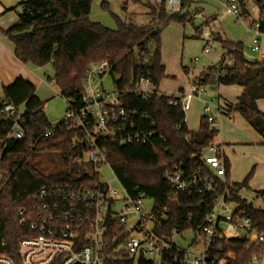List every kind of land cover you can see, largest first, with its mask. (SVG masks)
<instances>
[{"label": "trees", "instance_id": "obj_1", "mask_svg": "<svg viewBox=\"0 0 264 264\" xmlns=\"http://www.w3.org/2000/svg\"><path fill=\"white\" fill-rule=\"evenodd\" d=\"M243 10L244 0H239ZM194 1L182 0L181 9L189 7ZM264 14V0H255ZM92 0H25L19 3L17 21L2 32L14 45L15 56L29 66L45 67L50 65L61 96L76 94L88 66L107 60L111 66L110 77L114 88L122 95L124 107L136 112L134 121L137 129L154 132L152 145H120L112 140H104L109 153V163L120 182L129 191L138 188L147 198H152V211L162 223L159 233L170 235L176 230L195 232L206 220L213 208L214 194L200 198L196 192L176 191L165 178L167 169L180 167L186 175L202 172L219 184V191L225 188L232 191L237 202L235 213L249 217L256 233L264 235V208H255L247 199L239 198V191L247 186L253 170L239 183L229 179L230 162L223 155L225 175L215 176L209 169L204 151L216 145L219 132L206 115L200 118L197 130H190L185 112L180 105L174 106L171 100L181 96L166 95L159 86L165 78V66L161 55V32L170 22L186 24L192 22L197 10L183 16L170 12L164 4L145 6L148 22L137 24L132 21L117 20L115 29L90 20ZM126 8V6H124ZM214 14L206 16L213 17ZM216 40L227 49L220 61L228 55L231 64L225 67L227 74L215 78V67L196 78V86L237 85L244 88L235 103H227L223 114H239L262 138L264 145V112L257 100L264 98V58L250 62L243 53L242 42H231L220 38ZM218 64V63H217ZM187 72L188 70L185 69ZM142 77L150 80L152 90L138 92L137 86ZM0 108L7 100L16 106H24L20 124L25 135L21 140L9 139L6 152L0 164V242L6 247L0 252L15 257L19 239L26 234V228L19 223V210L30 204V197L45 185L62 183L77 173L71 160L82 155L86 149L83 132L78 129L58 125L55 133L45 136L50 123L45 117V103L36 94L35 85L22 77L11 84L2 86ZM5 100H4V99ZM221 110V108H220ZM14 123L13 118L0 115V140H3ZM220 146V144L217 143ZM39 155L55 157L58 164L50 171H44L35 158ZM264 197V189L256 191ZM114 229H120L118 225ZM251 238H231L222 241L224 249L213 254L224 264H251L254 256L259 257L264 247L257 242L252 245ZM232 253L233 256L229 255ZM103 264H157L154 259L143 256L137 258L111 257ZM160 264H182V254L176 248L166 251Z\"/></svg>", "mask_w": 264, "mask_h": 264}, {"label": "built area", "instance_id": "obj_2", "mask_svg": "<svg viewBox=\"0 0 264 264\" xmlns=\"http://www.w3.org/2000/svg\"><path fill=\"white\" fill-rule=\"evenodd\" d=\"M214 1L220 6L214 14L222 10L240 20L246 27V33L252 37L250 50L264 58V14L259 10L258 16L250 20V24L246 22L251 18L248 6L255 0H244L246 10H243L239 0ZM155 2L164 4L172 12L181 10L182 0ZM204 52H209V45ZM230 64L231 60L226 55L216 65L215 78L226 75L225 67ZM110 70L107 60L90 64L81 90L63 96L68 105L65 118L56 124L50 123L44 135L55 133L61 123L84 133L79 142L84 143L86 149L82 155L71 160L76 165L77 173L65 182L43 186L30 197L28 206L21 207L19 223L26 228V234L18 241L15 257L0 252V264H103L105 259L111 257L161 258L172 248L181 252L182 264H224V259L218 260L213 255L224 249L222 241L244 235L252 238L255 235V242L264 247V235L255 232L251 219L238 216L236 207L230 210L231 201H235L232 191L225 188L223 192H218L219 184L209 175L202 172L186 175L177 166L167 169L165 173L173 189L194 191L200 198L214 194L213 208L205 222L194 232L195 238L191 243L196 247L194 250L175 244L173 237L178 234L176 230L170 235L159 233L157 228H161L162 223L152 210L149 215L143 210V201L147 198L145 192L138 188L129 191L123 186L109 163L107 148L102 145L104 140H112L120 145H152L154 136L152 130L137 129L133 119L136 112L124 107L122 95L115 88H105L104 78L110 75ZM136 90L148 94L152 90L150 80L142 77ZM205 93L203 86L194 85L190 93L179 95L180 100H171L170 103L180 105L186 112L190 99ZM23 112L24 106H16L7 100L0 108V115L14 119L7 136L0 140V164L6 152L7 140L24 138L25 132L20 124ZM204 115L214 128H218L210 103L205 106ZM209 149L212 154L206 156L205 161L215 176L223 177L226 171L224 158L217 155L223 154L222 147L216 144ZM106 169L112 172V180L119 183L121 192L104 179ZM246 188L242 187L239 191V198H242L241 191ZM148 220L154 222L151 230L146 227ZM115 225L120 229H114ZM6 245L5 241L0 242V251Z\"/></svg>", "mask_w": 264, "mask_h": 264}, {"label": "rangeland", "instance_id": "obj_3", "mask_svg": "<svg viewBox=\"0 0 264 264\" xmlns=\"http://www.w3.org/2000/svg\"><path fill=\"white\" fill-rule=\"evenodd\" d=\"M211 3L217 8L219 4L214 0H203ZM20 0H0V41L6 43V38L2 30L9 28L17 21V12L20 11L18 6ZM159 6L155 0H92L89 18L92 21L99 22L104 26L115 29L117 27V18L119 20L132 21L137 24H146L148 22L147 13L149 9L145 4ZM126 6V8H124ZM251 18L258 16L259 7L255 1L248 6ZM250 24V23H249ZM220 36L223 40L231 42H242L243 53L245 58L250 62L260 61L258 54L250 50L252 37L246 33L245 25L231 16L229 13L219 10L213 17L207 18L203 12L198 13L192 22L180 24L170 22L161 32V55L166 65V77L160 82V87L169 93V90L184 88L188 90L190 85L200 76L202 72H209L210 67H215L220 60L222 54L227 51L221 42L216 40ZM4 38L5 40H2ZM209 45V52L205 53V47ZM264 48V44H263ZM198 59L195 61V59ZM0 74V96L3 95L2 86L6 82L9 69L8 61H2ZM34 69L41 77L42 83L36 92L41 96L45 103L44 114L49 123H58L65 118L68 105L65 98L59 94V90L53 81L54 71L50 65L45 67L29 66ZM185 69L188 71L186 72ZM106 89H113V83L110 75L104 78ZM206 93L196 95L189 101V108L185 113V119L190 130H197L199 126L200 116L204 114L203 106L211 103V96L221 95L233 98L239 90L238 86H203ZM239 92V91H238ZM214 105L218 101L212 102ZM234 103V102H233ZM260 109L264 112V100L259 102ZM221 117L217 119L219 132L214 143H222L226 149V155L230 160L229 179L232 183L242 182L246 176L253 170V175L248 182V188L241 191L242 199H247L255 208H264V200L256 195V191L264 189V145L260 142L259 134L248 124L244 128H232L231 122L244 121V119L236 113L232 114V118L223 114L221 108ZM243 119V120H242ZM260 142V143H259ZM233 143V144H229ZM212 152L206 149L204 156H210ZM39 165L50 171L58 164L55 157H45L39 155L35 158ZM105 180L110 182L112 188L121 192L119 183L113 181V174L106 169L103 173ZM154 201L152 198H145L143 201V210L149 215L153 208ZM237 206L236 201H231L230 210ZM146 227L151 230L154 228V222L148 220ZM195 238L192 230L175 234L173 240L175 244L183 249L194 250L196 248L191 243ZM197 247L200 248V245ZM229 255L233 256L232 253ZM155 262L160 264V258L155 257ZM251 264H264V252L259 256H254Z\"/></svg>", "mask_w": 264, "mask_h": 264}, {"label": "crops", "instance_id": "obj_4", "mask_svg": "<svg viewBox=\"0 0 264 264\" xmlns=\"http://www.w3.org/2000/svg\"><path fill=\"white\" fill-rule=\"evenodd\" d=\"M23 1H25V0H20V3L21 2H23ZM20 12V11H19ZM19 12H17V19H18V15H19ZM4 37L6 38V43H3L2 41H0V74H1V65L3 64V62L2 61H4V60H6V61H8V63H9V69H7L6 70V73H7V79L5 80L6 82H4V83H7V84H3V86H6V85H9V84H11L16 78H18V77H22V78H24V79H26V80H29V81H31L34 85H35V87H36V89H38L39 88V86L41 85V83H42V79H41V77H40V75L34 70V69H32V68H30L29 67V65H26V64H23L16 56H15V54H14V45H13V43L9 40V38L6 36V35H4ZM2 40H5L4 38H2ZM222 57V56H221ZM260 57V56H259ZM261 59H263L262 57H260ZM221 59V58H220ZM220 62V60L217 62V63H219ZM162 63L164 64V61H163V59H162ZM164 66H165V71H166V65L164 64ZM205 74V72H202L201 74H200V76L199 77H201V76H203ZM161 85V84H160ZM193 86H194V84L192 83L191 85H190V88L188 89V90H186V89H184V88H178V89H172V88H170V92L171 93H169V92H167V91H164L160 86H159V90H160V92L161 93H163V94H166V95H171V94H173V95H186V94H188V93H190L191 91H192V88H193ZM235 86H237V85H235ZM239 87V92L237 91V93H235V95L233 96V98L232 99H230V96L228 97L227 95H221V94H215V95H212L211 96V103H210V107H211V111H212V114L215 116V118H216V121H217V119L219 118L220 119V117H221V111H220V108H223V107H225L226 105H227V103H235L236 102V100L238 99V97L242 94V92H243V90H244V88L243 87H241V86H238ZM36 94H37V92H36ZM37 96L40 98V100H42V98H41V96H39L38 94H37ZM196 96V95H195ZM193 98V97H192ZM191 98V99H192ZM190 99V100H191ZM213 99V100H212ZM218 101V104L217 105H214L212 102H215V101ZM261 100H264V98L263 99H259V100H257V105H258V108L260 109V107H259V102L261 101ZM208 104V103H207ZM207 104H205L204 106H203V111H204V108H205V106L207 105ZM261 110V109H260ZM262 111V110H261ZM263 112V111H262ZM186 113V112H185ZM204 115V114H203ZM203 115H201L200 116V118L203 116ZM243 120V119H242ZM199 122H200V120H199ZM187 123V122H186ZM217 123V127H218V129H219V126H220V124H219V126H218V122H216ZM231 124H232V128H235V129H237V128H244L245 126H247L246 124H248L245 120L244 121H236V120H233L232 122H231ZM249 125V124H248ZM188 126V125H187ZM250 126V125H249ZM199 127V126H198ZM251 127V126H250ZM260 136V135H259ZM262 141V138H261V136H260V142ZM259 142V143H260ZM218 144H220L221 145V147H222V153H223V155L229 160V158H228V156L226 155V149H225V147H224V145L222 144V143H218ZM229 144H233V143H229ZM229 162H230V160H229ZM229 175H230V172H229ZM260 190H263V189H260ZM257 191H259V190H257Z\"/></svg>", "mask_w": 264, "mask_h": 264}, {"label": "water", "instance_id": "obj_5", "mask_svg": "<svg viewBox=\"0 0 264 264\" xmlns=\"http://www.w3.org/2000/svg\"><path fill=\"white\" fill-rule=\"evenodd\" d=\"M197 10H201L205 14V16H210L217 11V7L214 6L213 4L205 2V1L193 2L189 7H185L183 9H181L179 12V15L183 16L187 13H192V12H195ZM170 12H172V11H170ZM255 239H256V236L254 235L251 238L250 245H252L255 242Z\"/></svg>", "mask_w": 264, "mask_h": 264}]
</instances>
